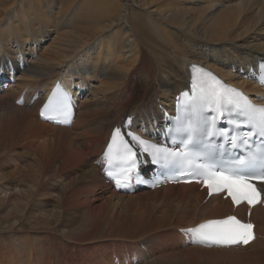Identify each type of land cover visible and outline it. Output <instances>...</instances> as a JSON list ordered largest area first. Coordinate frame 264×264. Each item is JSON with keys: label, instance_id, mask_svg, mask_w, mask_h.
<instances>
[{"label": "bare ground", "instance_id": "obj_1", "mask_svg": "<svg viewBox=\"0 0 264 264\" xmlns=\"http://www.w3.org/2000/svg\"><path fill=\"white\" fill-rule=\"evenodd\" d=\"M42 38L46 42L36 52ZM25 48L30 55L21 51ZM263 61L264 0H0V72L8 78L12 73L13 79L6 89H1L0 81V153L16 149L11 145L16 135L25 140L26 150L36 153L29 167L41 180L53 181L62 173L67 178L59 188L56 180L44 189L37 186L35 195L51 194L52 186L58 191L56 206L41 215L49 216L53 224H34L61 226L67 232L43 233L34 237V244L23 238L16 247L4 238L0 264H240L245 259L264 264V250L256 251L264 247V205L233 208L218 195L207 197L198 183L148 189L143 179L150 165L144 156L137 177L140 183L133 184L127 195L116 192L101 174V154L112 128L153 140V128L169 123L173 96L187 87L195 68L213 72L227 86L264 104V87L254 78L257 64ZM57 80L79 102L66 127L37 117ZM85 89L100 100V107L89 108V93L78 100V91ZM101 184L108 188L100 189ZM92 191L97 193L91 195ZM100 192H110L119 202L127 197L128 215L116 212L114 203L112 214L104 215L111 198L98 205ZM167 200L160 210L164 216H154L153 223L140 221L142 202ZM171 200L178 208L176 215ZM70 211L77 213L70 215ZM230 215L254 224L255 237L244 247H203L186 231ZM104 216L106 223L115 226L124 220L140 224L139 231L109 244V239L100 238L113 235L111 231L93 235ZM5 226L2 231L18 229ZM170 227L175 228L172 236L181 240L180 245H188L180 253H163L162 243L154 239L137 240ZM82 242L97 245L87 248ZM107 246L112 248L110 255Z\"/></svg>", "mask_w": 264, "mask_h": 264}, {"label": "snow or ice", "instance_id": "obj_2", "mask_svg": "<svg viewBox=\"0 0 264 264\" xmlns=\"http://www.w3.org/2000/svg\"><path fill=\"white\" fill-rule=\"evenodd\" d=\"M207 75L211 76V73ZM211 79L212 83L206 88H202L203 95L200 101L209 107L215 106L216 109H224V111L219 112L218 119L226 120L233 124V127L216 131H210L207 123L203 128H200L199 125L184 127L181 131L186 136V140L182 141L185 148H190L196 142L197 136L209 138L219 136L220 139H226L227 143L233 146L238 143L247 145L249 134L252 136L260 135L264 138V107L251 104L243 93L223 85L215 77H211ZM216 120L217 118L212 120L211 127H216ZM240 128H247L248 133L237 139L235 130ZM119 132L120 130L117 129L114 133V140ZM130 135L139 145H149V142L141 137L135 134ZM149 146L155 149V155L159 158L154 162L163 161L170 165L187 164L188 167L194 168V171L188 175L202 178L210 190V194L226 190L237 205L244 201L251 205L260 196L250 181L264 182V152L251 153L247 158L237 157L230 161L216 162L208 145H202V150L198 152H175L156 145ZM124 148L127 155L123 159L134 168L137 164V153L127 143L124 144ZM111 149L112 145L110 144L109 151ZM143 151L148 152L149 147H143ZM252 169L256 171H250ZM107 175L112 177L113 173L107 172ZM119 183L117 181L118 185ZM251 227L250 224H243L236 217L229 216L222 220L206 221L195 228L187 229V231L197 237L200 242L235 245L238 243L248 244L253 239Z\"/></svg>", "mask_w": 264, "mask_h": 264}, {"label": "rangeland", "instance_id": "obj_3", "mask_svg": "<svg viewBox=\"0 0 264 264\" xmlns=\"http://www.w3.org/2000/svg\"><path fill=\"white\" fill-rule=\"evenodd\" d=\"M23 40H25V35L23 36ZM31 40H32V38H31ZM40 41H41L40 45L38 43L37 45H39V46H38V48L35 49L36 52H38V50H39L40 46L43 44V42L44 43L46 42L43 38L40 39ZM13 43L17 46L16 39H15V42L13 41ZM28 50H29L28 48H25L21 51L25 52L26 55H30L27 52ZM203 58H205V57L202 56V58H200V60L204 61ZM185 72H186V70H185ZM5 79H7V80H2V78H0V81L3 82L1 89H6L7 84L13 83L12 73L10 74L9 78L5 77ZM85 93L88 94L89 92H87L86 89L83 91L82 90L78 91V94H77V96L79 98L78 100H80V99L83 100L84 97H86ZM87 99L91 100V101H88V106L90 109H95V108H98L101 106V105H99L100 100H96L97 97L96 98L93 97L90 93H89V96L87 97ZM35 100H36V98L32 99L31 103H33ZM5 101H6V99H5ZM77 103H79V102L77 101ZM1 108L2 107H0V113H1ZM100 115L101 114H97L95 116L99 117ZM25 143H26L25 140L17 139L16 135H15L14 139L11 141V145H14V148H16V149H12L10 152H8V154H5V155H2L0 153V230H1L0 231V240L7 238L8 242L13 247H16V243L22 241L23 238H27V237L30 238L29 242H32V244H34V240H35L34 237H38L39 235H41L43 233H50L52 236H56L55 234L60 233L61 231L67 232V230L61 226H58V227L55 226L53 228H48L50 225L53 224L52 221H48V220H50L49 216H47L48 218H46L45 216L41 218V215L43 213H45V209L48 210V209H51L54 206H56V203H57L56 202L57 201L56 192L58 191L57 189L59 188V186L61 187L63 184L66 183L67 178H63L64 173L57 175V177H59V178H55L54 180H56V182L58 181V184H57L58 188H56V186H52V188H54L53 192L51 193L52 195L50 193L47 194L46 192H45L46 195H45V193H42L41 195H35V191H37L38 185L40 187L44 186L42 188V189H44L47 185H49L50 182L51 183H55V182H53L54 180L51 181L52 179L50 181L47 179L45 180V178L42 179L45 181H42L41 178H39L37 176V171L35 173L36 169L29 167V165H31L33 163V161L35 160L36 153L34 151L29 152V150H26L25 149V147H26ZM14 150H16V153L11 154ZM17 153H18V155L16 156L17 158H14ZM11 158H14V159H11ZM31 169L34 170V173ZM107 188L108 187H106V185L105 186L102 185V187H100V189H107ZM28 191H29V194H28ZM24 192H26V193H24ZM96 193H97L96 191L90 192L91 195H95ZM100 193L101 194H99V197L97 200L98 205L102 204L103 202L105 203L107 198L110 197L109 196L110 192H100ZM23 194H24V196H23ZM100 195H101V197H100ZM124 195H127V193H124ZM110 198H111V200H110L111 203L106 202L109 205L106 206L107 208H104V210H105L103 212L104 215L112 214L111 212H113V210H114L112 208V205H111L112 203L118 204L115 207L116 212H122L124 214H126V212H127V215H128V211L126 210V206H127L126 203L129 200H127V197H125L123 200H120V202H119L118 198L117 199L115 197H110ZM171 201H172L171 202V204H172V211L171 212L173 213L172 215H176L178 213V208L175 206V204H174L175 202H173L174 200H171ZM117 202H119V203H117ZM133 203H134V205L136 203V207L138 206V204H137L138 202H136V200ZM167 204H168V200L164 203H161L159 201H157V202L151 201L149 203L142 202V208L144 210H143V214L140 218V221L148 220L149 222L153 223L154 222V219H153L154 216H157V217L164 216L160 210L162 207H165ZM25 205H26V208H25ZM28 205H30V206L27 207ZM20 208H22V211H20ZM41 209H43V210H41ZM24 211H25V213H24ZM70 212H71V213H69L70 215H75V213H77V212H73V211H70ZM132 214H133V212L130 211L129 212V215H130L129 218L134 216V214L133 215ZM45 215H47V214H45ZM107 220L108 219L105 216L102 217L101 222L98 223L96 227H94V230H96V231L93 233V235L105 234V233H107V231H111L113 233V235L100 238L102 240L103 239H109V244H112L114 242L119 243L123 239L132 238L131 235H133L134 232H138L139 231L138 229L140 228V224L135 225V222L130 223V222L124 220V222H119L118 225L115 226L116 225L115 222L112 224L106 223ZM151 223H146L145 225H149ZM34 224H43V225H46L48 227H42V226H37V225L35 227ZM5 225L9 226L7 228H12V227L17 226L18 229H16V228L12 229V230L6 229L5 231H2L3 230L2 227L5 228L6 227ZM33 227H35V228H33ZM170 228H172V229L168 228L167 229L168 231H165L163 233H159L158 231H154L150 235L142 237V238H138L137 240L139 242V241H143L145 239L149 240V241L154 239L155 241L158 242V244L162 243L163 251H164L163 253H168L171 251L172 252L177 251L176 253H178V252L180 253L184 249H186L188 247V245L181 246L180 245L181 240H179L175 236H172L174 233L173 230L175 228H173V227H170ZM81 231H84V230H79V232H81ZM175 231H178V229H176ZM73 232L77 233V231H73ZM159 235H161L162 237H160L158 239ZM83 244H84L83 246H85L87 248H89L90 246L97 245L96 243H83ZM171 247H173V248H171ZM107 248L109 250L108 253L110 255V253H111L110 249H112V248L108 247V246H107ZM25 250H26V252H28L27 247H25ZM31 250H33V248H31ZM254 250H255V248L252 251H254ZM263 250H264V247L256 249V251L259 252L260 254H262ZM101 252L103 254V249H101ZM31 254H32V252H31ZM90 254H92V251H90ZM149 254L151 256V253H149ZM168 254H170V253H168ZM102 256L104 257V255H102ZM252 262L253 261L251 259H245L244 261L240 260V264H254ZM255 264H260V263L258 261H256Z\"/></svg>", "mask_w": 264, "mask_h": 264}]
</instances>
